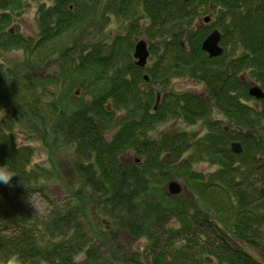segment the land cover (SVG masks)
Here are the masks:
<instances>
[{
	"label": "trees",
	"instance_id": "obj_1",
	"mask_svg": "<svg viewBox=\"0 0 264 264\" xmlns=\"http://www.w3.org/2000/svg\"><path fill=\"white\" fill-rule=\"evenodd\" d=\"M33 4L37 29L24 35L11 16ZM98 15L125 31L95 40ZM213 31L222 54L210 58ZM178 76L203 92L169 91ZM250 84L264 91V0H0V166L16 174L0 184V264H264V97ZM211 108L226 123L207 122L189 152L185 131L155 136L170 116L193 123ZM56 147L75 157L62 199L46 193ZM169 182L187 193L168 195ZM89 200L104 248L81 223ZM122 233L137 242L128 251Z\"/></svg>",
	"mask_w": 264,
	"mask_h": 264
},
{
	"label": "rangeland",
	"instance_id": "obj_2",
	"mask_svg": "<svg viewBox=\"0 0 264 264\" xmlns=\"http://www.w3.org/2000/svg\"><path fill=\"white\" fill-rule=\"evenodd\" d=\"M35 9H36V5L33 4V6L29 9H27L24 13H17L11 16V24L15 27L18 26L19 31L24 34V35H34L37 29V23L35 20ZM21 14V15H20ZM215 16V13H213V17ZM105 18V17H104ZM202 20V19H201ZM108 23L105 21H101L100 19V15H98L97 18L94 19L93 21V38L95 40H99L102 39L104 36L109 35L110 33L112 35H116L119 33V31L124 32L126 29V25L122 24L121 21H118L119 24L117 22L114 21V19H108ZM198 24L200 25H204V21H197ZM106 24V25H105ZM105 25V26H104ZM104 26L103 30L100 32V30L102 27ZM10 27V26H9ZM255 84H250L249 88L252 87ZM175 91V92H192L195 94H201L203 92V86L202 84H199L197 82H193L190 81L188 79H186L185 77H174V79H172L170 81V90L169 91ZM251 97V96H250ZM259 100V99H257ZM159 104V101H155V107H157V105ZM140 117V113L137 111H134L133 113H126L124 114L123 112H119L116 113L115 118H114V122L105 125V129L103 131V134L106 138H110L111 134L114 133L118 128H119V122L123 119L124 120H129V119H138ZM222 119V124H225V120L224 118L220 115V113L214 109L211 108V112L210 114L207 116L206 119L204 120H198L195 121L193 123H188L186 121H184L183 119H181L180 117L177 116H170L168 118V120H166V123H162L159 124L155 130V136H160L162 133H174V132H183L185 131L183 134L185 137L184 139V143L185 145H183V151L189 152V150H187V141H191L192 139H195L202 136L205 132V125L207 122H216L218 120ZM25 131H23V138H25V136H29L31 135L32 138H34L33 133L29 130L24 129ZM27 131V132H26ZM19 133V131H18ZM21 137V136H20ZM21 137V139H23ZM31 140V139H30ZM21 140L19 139V142ZM28 138H26L25 140L23 139L22 142H27ZM32 142V140H31ZM33 146H37V144L31 143ZM188 148H192V147H188ZM47 150H49V152L51 153V148L50 146H48L46 148ZM53 155V156H52ZM52 155L50 157V159L52 158V161L49 159L48 162L46 161V153H41V154H36L35 155V159L38 162L41 161H46L45 163H48V168L51 169L52 171H54L55 174V178L56 179H52L49 181V188L47 189L46 193L49 196H52L54 198H59L62 199L65 196V192L64 189L67 187H70L71 185V181H72V170H73V164L75 162V157L74 155H72V153L64 148L61 147H56L55 149H52ZM198 164V168L200 171H206L207 165L205 163H197ZM170 183V182H169ZM172 183V182H171ZM168 190V188H167ZM185 193H187V191L183 188L180 187V195H185ZM179 194V193H178ZM170 195V194H168ZM171 196V195H170ZM95 201V199H94ZM85 201L84 204H81V208H82V219H81V223L84 226L85 230L93 233V237L95 238V240L97 242H99L101 247H105L106 246V240L104 238V236L101 234V236L98 235L99 232H96L94 229V224L91 220L92 217V213L93 210L95 208V203L97 201ZM77 205V204H76ZM30 208H39L40 210L43 209V204L39 201V200H33L32 204L29 203ZM100 234V233H99ZM119 239L121 240V242L124 244V247L127 249V251L129 249H131L132 247H134L137 242L131 240L125 233L119 234ZM102 248V250H103ZM124 248V249H125Z\"/></svg>",
	"mask_w": 264,
	"mask_h": 264
},
{
	"label": "water",
	"instance_id": "obj_3",
	"mask_svg": "<svg viewBox=\"0 0 264 264\" xmlns=\"http://www.w3.org/2000/svg\"><path fill=\"white\" fill-rule=\"evenodd\" d=\"M221 35L218 31H213L202 43V51L208 54L210 58L220 56L222 54V48L219 46ZM149 53L147 45L144 41H139L136 43L134 48L133 58L135 59V65L139 67H144L148 59ZM249 96L255 99H262L264 97L263 91L256 85L249 88ZM231 150L233 153H240L241 148L238 143L231 145ZM168 192L172 196L178 195L180 193V186L174 182L168 185Z\"/></svg>",
	"mask_w": 264,
	"mask_h": 264
},
{
	"label": "clouds",
	"instance_id": "obj_4",
	"mask_svg": "<svg viewBox=\"0 0 264 264\" xmlns=\"http://www.w3.org/2000/svg\"><path fill=\"white\" fill-rule=\"evenodd\" d=\"M16 174L10 171L6 166H0V184L12 187V180ZM8 264H22V261L17 257H13L8 261Z\"/></svg>",
	"mask_w": 264,
	"mask_h": 264
},
{
	"label": "flooded vegetation",
	"instance_id": "obj_5",
	"mask_svg": "<svg viewBox=\"0 0 264 264\" xmlns=\"http://www.w3.org/2000/svg\"><path fill=\"white\" fill-rule=\"evenodd\" d=\"M188 1V0H187ZM202 20L204 21L205 24H208L212 21V16H211V13L208 14V15H205Z\"/></svg>",
	"mask_w": 264,
	"mask_h": 264
},
{
	"label": "bare ground",
	"instance_id": "obj_6",
	"mask_svg": "<svg viewBox=\"0 0 264 264\" xmlns=\"http://www.w3.org/2000/svg\"><path fill=\"white\" fill-rule=\"evenodd\" d=\"M260 88V87H259ZM261 89V88H260ZM262 90V89H261ZM263 91V90H262ZM263 93H264V91H263Z\"/></svg>",
	"mask_w": 264,
	"mask_h": 264
}]
</instances>
